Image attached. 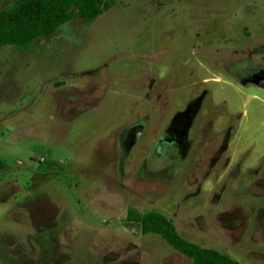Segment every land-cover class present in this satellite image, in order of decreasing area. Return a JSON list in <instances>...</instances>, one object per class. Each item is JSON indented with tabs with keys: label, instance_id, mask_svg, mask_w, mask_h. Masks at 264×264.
Returning a JSON list of instances; mask_svg holds the SVG:
<instances>
[{
	"label": "rangeland",
	"instance_id": "rangeland-1",
	"mask_svg": "<svg viewBox=\"0 0 264 264\" xmlns=\"http://www.w3.org/2000/svg\"><path fill=\"white\" fill-rule=\"evenodd\" d=\"M260 77L264 0H113L0 47V264H191L128 207L264 264Z\"/></svg>",
	"mask_w": 264,
	"mask_h": 264
},
{
	"label": "trees",
	"instance_id": "trees-1",
	"mask_svg": "<svg viewBox=\"0 0 264 264\" xmlns=\"http://www.w3.org/2000/svg\"><path fill=\"white\" fill-rule=\"evenodd\" d=\"M8 1L10 4L1 8L0 0V47L13 45L20 51L27 50L38 38L51 36L74 16L89 24L113 5V0ZM3 168L5 163L0 159V169ZM125 220L138 223L141 235H158L173 250L191 260V264H239L224 253L188 241L170 219L157 211L139 212L128 207Z\"/></svg>",
	"mask_w": 264,
	"mask_h": 264
},
{
	"label": "flooded vegetation",
	"instance_id": "flooded-vegetation-1",
	"mask_svg": "<svg viewBox=\"0 0 264 264\" xmlns=\"http://www.w3.org/2000/svg\"><path fill=\"white\" fill-rule=\"evenodd\" d=\"M259 74H261V73L255 71V70L249 72L247 74V77H248L247 81L254 82L255 81V78H257V77L260 76ZM172 135H174V138H171L170 137V138L167 139V141H172L173 140L172 142H174L176 140V137H177V139L182 138L181 137L182 136V133L179 132V131L174 132ZM165 140H166V138H165ZM158 143H159V145L157 146V150L160 149V146L164 143L163 137L158 140ZM162 150L164 151L165 149L163 148ZM162 150L160 149L159 151L162 152Z\"/></svg>",
	"mask_w": 264,
	"mask_h": 264
},
{
	"label": "water",
	"instance_id": "water-1",
	"mask_svg": "<svg viewBox=\"0 0 264 264\" xmlns=\"http://www.w3.org/2000/svg\"><path fill=\"white\" fill-rule=\"evenodd\" d=\"M257 83L260 87L264 88V77L258 78Z\"/></svg>",
	"mask_w": 264,
	"mask_h": 264
}]
</instances>
